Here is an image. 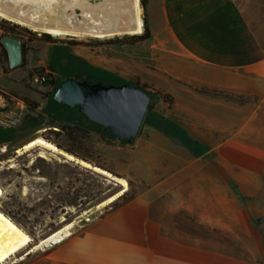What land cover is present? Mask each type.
Here are the masks:
<instances>
[{
  "label": "rangeland",
  "instance_id": "rangeland-1",
  "mask_svg": "<svg viewBox=\"0 0 264 264\" xmlns=\"http://www.w3.org/2000/svg\"><path fill=\"white\" fill-rule=\"evenodd\" d=\"M87 1L95 4L101 0ZM3 20L0 18V127H5L4 115L21 116L24 125L12 130L0 128V187L3 190L0 210L28 231L34 244L68 224H74L68 234L80 232L89 223L87 219L99 216L103 208L98 206L122 189L106 176L60 155L39 148L18 154L20 145L25 142L24 135L19 133L22 130H33L34 134L26 141L43 137L71 148L65 134H55L64 125L87 130L83 145L73 147L76 151L116 177L127 180V197L120 198L115 206L146 187L145 181L135 178L131 163L147 157L144 154L150 142L164 146L161 135L171 138L177 147L186 148L192 159L219 162L225 157L233 164L253 165L254 169L247 173L256 176L249 184L258 191L256 199L260 213L253 219V225L264 228V90L236 93L198 89L197 94L221 105L224 127L177 123L169 117L182 110V106L175 107L174 98L169 104L155 95L173 92L179 103H184L183 97L188 93L185 88H190V75L185 74L179 61L167 57L152 41L118 45L109 42L115 37L54 38L51 35L52 41L47 42L41 37L42 32L31 29L32 34L13 32ZM5 38L16 39L22 49L23 63L17 68L10 67ZM69 77L104 86L125 83L153 96L138 136L130 144H124L113 139L109 130L87 120L78 108L58 106L54 101L57 88L51 82L58 85L63 78ZM41 152H47L46 158L40 157ZM159 157L169 158L164 154ZM239 174L241 171L233 170L230 177L234 181ZM254 200L247 199L249 206L254 205ZM54 247L53 243H45L29 256L23 257L22 253L4 264H48Z\"/></svg>",
  "mask_w": 264,
  "mask_h": 264
},
{
  "label": "crops",
  "instance_id": "crops-1",
  "mask_svg": "<svg viewBox=\"0 0 264 264\" xmlns=\"http://www.w3.org/2000/svg\"><path fill=\"white\" fill-rule=\"evenodd\" d=\"M147 19L154 46L191 79L184 103L170 92L182 106L171 121L224 127L221 105L196 90H264V0H147ZM14 117L18 124L7 130L24 125L18 115L2 121ZM25 131L20 149L34 134ZM160 140L164 146L150 142L147 157L131 163L146 187L104 207L80 232L50 242L48 264H264V228L253 225L258 191L249 184L256 176L247 173L254 166L193 160L171 138ZM162 154L169 158L158 159ZM233 170L241 171L234 181Z\"/></svg>",
  "mask_w": 264,
  "mask_h": 264
},
{
  "label": "bare ground",
  "instance_id": "bare-ground-1",
  "mask_svg": "<svg viewBox=\"0 0 264 264\" xmlns=\"http://www.w3.org/2000/svg\"><path fill=\"white\" fill-rule=\"evenodd\" d=\"M0 18L54 38L71 36L108 39L141 35L144 31L141 0H101L95 4L87 0H0ZM8 47L12 52L19 51L17 42L9 44ZM36 148L63 156L70 161L75 160L74 156L43 137L28 142L18 150V154ZM45 153L41 152L40 157L46 158ZM82 164L122 186L120 191L103 201L98 208L113 204L129 191L127 180L116 177L103 168L92 167L88 162ZM2 196L3 190L0 187V198ZM73 226L74 224H68L40 243L34 244L33 236L0 210V264L12 258L17 259L22 253L23 257L29 256L43 244L54 241L61 234H68Z\"/></svg>",
  "mask_w": 264,
  "mask_h": 264
},
{
  "label": "water",
  "instance_id": "water-1",
  "mask_svg": "<svg viewBox=\"0 0 264 264\" xmlns=\"http://www.w3.org/2000/svg\"><path fill=\"white\" fill-rule=\"evenodd\" d=\"M13 42H17L16 39H4L12 69L23 63L22 49L19 47L18 52H12L8 47ZM54 101L70 108H78L87 120L109 130L115 140L130 144L138 136L151 97L143 90L131 85L104 86L100 83L92 84L86 80L75 81L71 78H63L54 94ZM3 122L6 128L18 124L19 118H7ZM74 158L72 163L86 168L82 164L86 161L75 156Z\"/></svg>",
  "mask_w": 264,
  "mask_h": 264
},
{
  "label": "trees",
  "instance_id": "trees-1",
  "mask_svg": "<svg viewBox=\"0 0 264 264\" xmlns=\"http://www.w3.org/2000/svg\"><path fill=\"white\" fill-rule=\"evenodd\" d=\"M141 5H142V8H143V22H144V31H143V33L141 35H133V36L125 35V36H122V37H115V38L110 39L109 42L115 43V44H118V45H123V44H128V43L132 44V45H136V44H143L145 42L151 41L152 32H151L150 26L148 24V19H147V0H141ZM3 23L6 24V25L11 26L10 29H9L10 31L32 34L31 31L28 28H26V27H21L20 25H17V24H11L10 22H7L6 20H3ZM33 35H35V34H33ZM41 37L44 40H46L47 42H50L53 39L51 37V35L46 34V33H43ZM51 83H52V85L54 87L58 88L59 84L57 85V83H55L53 81ZM115 84H116V86L125 85V83H119V82H116ZM109 85H113V84L110 83ZM155 97L157 99L165 101V102H167L169 104H172L173 100H174L173 97L171 95H169V94L157 93L155 95ZM151 98H153V96H151ZM56 104L58 106L60 105L58 103H56ZM60 106H62V105H60ZM149 107H150V105H149ZM149 107H148V110H149ZM0 128H4V127H0ZM62 133L65 134L68 137L69 142L71 143L72 147L68 148V147H64V146L56 143L58 148L64 150L65 152H67V153H69V154H71V155H73V156H75V157H77V158H79V159H81L83 161H86V162L92 164L93 166L99 167L89 157L80 154L78 151H76L75 148H73V147H76V146L83 145L82 141L84 140L83 136L85 135V133H87L86 129L81 128L79 126L64 125V126L61 127L60 132H55V134L57 136H60ZM122 143L126 144L127 142H122ZM126 197L127 196H123V198H126ZM130 199L131 198L125 200L124 203L128 202Z\"/></svg>",
  "mask_w": 264,
  "mask_h": 264
},
{
  "label": "flooded vegetation",
  "instance_id": "flooded-vegetation-1",
  "mask_svg": "<svg viewBox=\"0 0 264 264\" xmlns=\"http://www.w3.org/2000/svg\"><path fill=\"white\" fill-rule=\"evenodd\" d=\"M69 78H71V79H73V80H75V81H85V79H78V78H74V77H69ZM87 81V80H86ZM90 83V82H89Z\"/></svg>",
  "mask_w": 264,
  "mask_h": 264
},
{
  "label": "built area",
  "instance_id": "built-area-1",
  "mask_svg": "<svg viewBox=\"0 0 264 264\" xmlns=\"http://www.w3.org/2000/svg\"><path fill=\"white\" fill-rule=\"evenodd\" d=\"M86 221H87V222H90L91 220H90V219H87Z\"/></svg>",
  "mask_w": 264,
  "mask_h": 264
}]
</instances>
